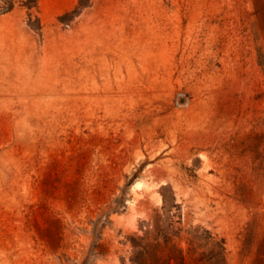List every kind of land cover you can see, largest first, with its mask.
<instances>
[{
    "label": "rangeland",
    "instance_id": "rangeland-1",
    "mask_svg": "<svg viewBox=\"0 0 264 264\" xmlns=\"http://www.w3.org/2000/svg\"><path fill=\"white\" fill-rule=\"evenodd\" d=\"M0 264H264V0H0Z\"/></svg>",
    "mask_w": 264,
    "mask_h": 264
}]
</instances>
